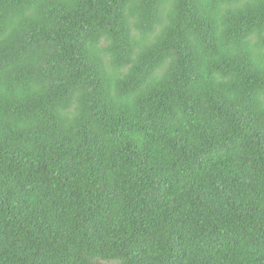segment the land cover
Masks as SVG:
<instances>
[{
    "label": "trees",
    "instance_id": "trees-1",
    "mask_svg": "<svg viewBox=\"0 0 264 264\" xmlns=\"http://www.w3.org/2000/svg\"><path fill=\"white\" fill-rule=\"evenodd\" d=\"M0 264H264V0H0Z\"/></svg>",
    "mask_w": 264,
    "mask_h": 264
}]
</instances>
